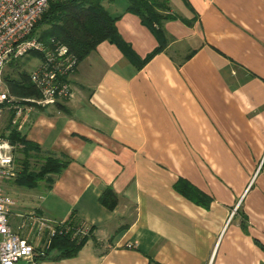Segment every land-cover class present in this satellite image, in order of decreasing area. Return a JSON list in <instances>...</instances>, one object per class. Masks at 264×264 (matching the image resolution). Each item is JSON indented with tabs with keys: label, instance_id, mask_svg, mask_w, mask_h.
Wrapping results in <instances>:
<instances>
[{
	"label": "crops",
	"instance_id": "crops-1",
	"mask_svg": "<svg viewBox=\"0 0 264 264\" xmlns=\"http://www.w3.org/2000/svg\"><path fill=\"white\" fill-rule=\"evenodd\" d=\"M115 2L102 5L143 58L156 42ZM167 4L194 21L165 22V50L139 71L102 42L67 77L69 98L18 120L26 140L67 161L48 188L3 184L12 228L32 211L86 237L57 264H264V0ZM177 179L207 207L177 194ZM106 188L112 210L97 201Z\"/></svg>",
	"mask_w": 264,
	"mask_h": 264
},
{
	"label": "trees",
	"instance_id": "trees-1",
	"mask_svg": "<svg viewBox=\"0 0 264 264\" xmlns=\"http://www.w3.org/2000/svg\"><path fill=\"white\" fill-rule=\"evenodd\" d=\"M109 1L112 0L51 1L34 24L29 36L44 44L53 40L65 46L75 57L77 64L98 44L106 42L113 45L135 71H139L153 56L165 50L168 44V38L163 30L165 22L179 20L190 27L194 21L179 19L169 14L167 0H126L124 13L137 17L139 23L150 32L156 42L153 50L139 58L117 33L115 27L117 16H111L104 9L103 2ZM192 54L193 51H189L177 66L187 61ZM27 57L30 60L38 59L39 55L32 53ZM20 59L7 63L11 72L1 77L6 91L15 98H37L38 93L29 82L28 71L19 69ZM12 115L11 110L6 112V122L0 132V138L6 139L14 147V153L20 155L18 159L14 157L16 176L10 181L11 184L27 190L33 189L38 183L50 187L54 176L64 170L67 161L43 152L37 144L26 140L16 126L10 124ZM33 162H36V167L31 166ZM172 187L177 194L202 208H206L210 201L184 180L177 179ZM97 201L107 210H112L116 203L110 188L103 190ZM64 224L68 228L67 232L54 235L45 252L46 256L47 251H55L53 259L56 261L73 258L86 238L73 235L74 223L71 220ZM258 247L264 251L263 247L260 245Z\"/></svg>",
	"mask_w": 264,
	"mask_h": 264
},
{
	"label": "built area",
	"instance_id": "built-area-1",
	"mask_svg": "<svg viewBox=\"0 0 264 264\" xmlns=\"http://www.w3.org/2000/svg\"><path fill=\"white\" fill-rule=\"evenodd\" d=\"M51 1L54 0H0V119L11 110L10 124L17 130L23 112H30L33 106H52L70 97L66 79L77 67L75 57L53 40L44 44L29 36ZM32 53L39 58L31 59L37 63L28 71V78L38 97L10 96L1 79L2 68L10 60L22 59ZM15 176L14 147L0 138V264H38L45 258L51 238L67 232L68 228L64 222L46 220L32 211L18 214L15 228H12L8 217L13 201L5 193L3 184Z\"/></svg>",
	"mask_w": 264,
	"mask_h": 264
},
{
	"label": "rangeland",
	"instance_id": "rangeland-1",
	"mask_svg": "<svg viewBox=\"0 0 264 264\" xmlns=\"http://www.w3.org/2000/svg\"><path fill=\"white\" fill-rule=\"evenodd\" d=\"M116 2V9H120V7H123V5L126 4V0H115ZM28 57H24L20 59L19 61V69H24L29 71L31 67L35 64L34 60L29 61L30 59H27ZM10 69L8 68L7 64L2 68L1 70V77L5 74H8ZM6 114H3V116L0 119V132L2 131L3 126L5 125L6 122ZM15 158H20V155L17 153H14ZM31 166L36 167V162L31 163ZM17 223V222H16ZM55 251H47V255L45 256L44 259H42L38 264H57V261L53 259Z\"/></svg>",
	"mask_w": 264,
	"mask_h": 264
}]
</instances>
